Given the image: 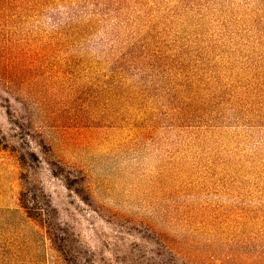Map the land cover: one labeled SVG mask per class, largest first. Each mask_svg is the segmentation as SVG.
<instances>
[{"label": "rangeland", "instance_id": "rangeland-1", "mask_svg": "<svg viewBox=\"0 0 264 264\" xmlns=\"http://www.w3.org/2000/svg\"><path fill=\"white\" fill-rule=\"evenodd\" d=\"M0 264H264V0H0Z\"/></svg>", "mask_w": 264, "mask_h": 264}, {"label": "trees", "instance_id": "trees-1", "mask_svg": "<svg viewBox=\"0 0 264 264\" xmlns=\"http://www.w3.org/2000/svg\"><path fill=\"white\" fill-rule=\"evenodd\" d=\"M20 203L29 217L38 220L40 224L47 228V232L49 235H51V239L54 242L56 248L61 252L66 251V246L64 243L66 238L61 237L58 234L61 230L63 231V229L61 224L55 220L53 215V210L55 208H53L51 201L45 200L33 189L27 188V190L23 191L21 194ZM61 240L63 242H58Z\"/></svg>", "mask_w": 264, "mask_h": 264}]
</instances>
